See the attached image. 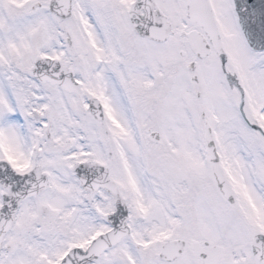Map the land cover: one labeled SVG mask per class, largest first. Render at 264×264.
<instances>
[{"label": "snow or ice", "instance_id": "obj_1", "mask_svg": "<svg viewBox=\"0 0 264 264\" xmlns=\"http://www.w3.org/2000/svg\"><path fill=\"white\" fill-rule=\"evenodd\" d=\"M0 264H264V0H0Z\"/></svg>", "mask_w": 264, "mask_h": 264}]
</instances>
